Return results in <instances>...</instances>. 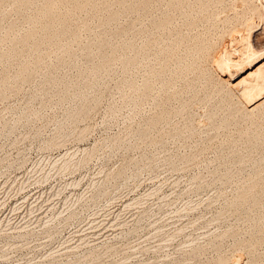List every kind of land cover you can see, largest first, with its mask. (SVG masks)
Segmentation results:
<instances>
[{"label":"rangeland","instance_id":"obj_1","mask_svg":"<svg viewBox=\"0 0 264 264\" xmlns=\"http://www.w3.org/2000/svg\"><path fill=\"white\" fill-rule=\"evenodd\" d=\"M96 1L99 11L88 8L71 19L78 41L67 51L44 45L43 61L28 80L14 75L35 54L26 49L22 58L6 61L1 51L11 44L0 45V264H213L222 256L230 264H251L249 210L232 205L251 167L236 158L245 157L246 144L227 143L238 136L240 125H249H244L249 118L220 128L226 113L215 115L212 124L207 108L194 105L191 112L198 124H189L185 113H175L149 139H141L138 127L158 111L160 92L154 91L155 100L140 106L133 96L125 98V92L132 93L126 80L141 84L149 66L124 70L117 57L134 55L149 38L162 36L151 21L164 13L166 4L153 0L140 16L129 1L119 18L110 21L108 15L122 9L119 0ZM104 1L111 11L102 9ZM225 1V7L232 3ZM257 1L254 5L262 8L248 17L260 16L254 19L262 35L256 45L263 47L264 6ZM9 4L1 6L5 15L0 17V37L13 22L18 21L12 31L17 35L30 29ZM36 5L24 13H33ZM180 23L176 18L173 27ZM98 38L108 45L102 51L94 47L89 55ZM113 49L117 59L96 72L102 52ZM89 105L93 109L86 117L69 121L71 113ZM166 105L174 109L181 104L172 99ZM85 128L84 138H78ZM55 139L65 141L61 147L49 146ZM204 145L207 149L198 153ZM94 147L88 161L81 162ZM65 160L68 168L59 169ZM258 253L264 255V247Z\"/></svg>","mask_w":264,"mask_h":264},{"label":"bare ground","instance_id":"obj_2","mask_svg":"<svg viewBox=\"0 0 264 264\" xmlns=\"http://www.w3.org/2000/svg\"><path fill=\"white\" fill-rule=\"evenodd\" d=\"M129 1L130 4L132 2V11L137 14L140 12L143 14L153 2V0H119L122 9L111 12L106 19L114 21L119 18L121 13L126 10ZM158 1L164 2L166 9L160 17L151 21V28L161 32L162 36L154 39L149 38L145 44L133 53L134 55H130V53L117 57L115 49L110 53L102 52V61L97 65L95 71L106 70L110 63L117 58L124 70L133 67L141 70L146 65L149 66L141 84L132 80L127 82L126 80L125 83L130 87L132 93L127 94L125 92L123 94L125 98L126 96H129V98L133 96L135 104L140 106L150 99L155 100L154 91L160 92L161 99L156 102L158 111L149 116L138 127L137 135L141 139H149L150 132L163 122H171V116L175 113H185L189 124L194 122L198 124L200 121H196L194 114L191 112L194 105H202L207 108V113H205L212 124L216 122L214 120L215 115L221 111L226 113L227 116H223L222 121L219 120L220 123L218 124L220 125L217 124V127L220 126V128L228 129L230 123L240 121V117L245 118L247 116L249 118L248 121L250 122L245 121L247 123L244 125L249 124L245 128L242 127V129L240 128L241 125L237 124V126L240 125L239 129H236L239 130L237 131V137L231 135L232 137L227 139L229 144H235L240 140L246 144L244 148L247 147V150L245 149L247 159L243 158V155L240 157L236 155L238 156L236 158L240 163L247 160L251 167V170H248L250 172L249 175L247 174L248 178L232 205L242 204L247 206L249 210V213H247L249 216L247 217L250 219L249 223L251 224V228H249L251 229L249 230V232L251 231L250 238H247L249 239L247 240V247L250 254V263L264 264V255L262 253L257 254L259 249L264 247V46L258 47L256 45L257 36H262L258 24L254 21L257 14L253 16V19L248 17L250 12H252V15L255 12L258 13L262 6L259 4V9L258 4L254 5L255 0H231L232 3L228 7L232 10V15L227 16L225 11L228 7H225V0ZM228 1L226 4L231 2ZM263 1L261 0L264 6ZM38 2L39 7L37 6ZM104 2H102V9L107 8L110 4L109 2L107 4V1ZM239 2L241 5H238ZM4 3H11L12 10L14 9L20 19L25 20L24 22H27L30 26L26 33L17 35L12 31L18 21L13 22L9 25L8 33L0 37V45L6 41L11 44L9 49L1 51L3 60L9 61L14 57L20 59L28 49L35 54L34 60L32 62L23 61L14 75V78L22 81L31 78L36 67L42 63L44 45H55L67 51L71 42L78 41V32L72 27L71 21L75 13L85 11L88 8L97 12L101 6L96 0H0V17L5 15L2 8ZM35 5L37 9L33 13L28 15L24 13L27 12L25 10ZM109 11L111 10L109 9ZM261 13L259 14L261 15ZM139 15L140 18L141 15ZM178 17L181 19V23L178 27H173L175 19ZM258 17L260 18V16ZM106 19L104 21H107ZM204 23L208 26H205ZM220 23L222 26H220ZM82 24L84 27L87 26L85 21ZM217 25L221 27V29L218 28V31ZM256 28L257 31H255ZM215 32H218L217 37H214ZM63 37L68 39V42H63ZM92 42L88 52L89 55L94 47L102 51L108 45L105 38H98ZM140 67L142 68L139 69ZM213 70L216 71L218 77L213 76ZM6 81L7 78H4L3 82ZM178 83L181 84V88H176ZM124 84L122 87L125 86ZM172 99L180 100V107L174 109L167 107L166 104ZM213 100H215L214 104L208 109V104ZM96 101L97 99L94 102L96 103ZM89 106H81L76 109L75 112L71 113L69 121L75 123L78 118L86 117L90 109H93L91 105ZM234 126L232 128L236 127ZM185 127L189 128L188 126ZM87 129H81L78 138H84ZM175 131L180 134L178 128ZM56 139L52 140L49 146L61 147L60 144L62 145L65 141ZM206 149L207 146L204 145L197 152ZM94 150L95 147L85 151L84 157L82 160L80 159L81 162L88 161ZM197 152L193 155H197ZM247 153L248 155H246ZM233 154L235 155L236 152ZM66 161L61 164L59 169L68 168L67 163L69 162ZM248 169L250 168L248 167ZM88 256L92 257L94 253H89ZM229 259L223 256L218 257L213 264H230L231 259Z\"/></svg>","mask_w":264,"mask_h":264}]
</instances>
